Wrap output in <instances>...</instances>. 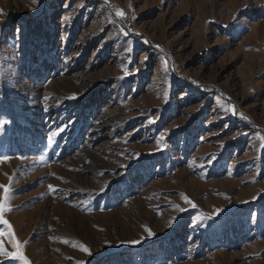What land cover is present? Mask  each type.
<instances>
[{"label": "rangeland", "instance_id": "1", "mask_svg": "<svg viewBox=\"0 0 264 264\" xmlns=\"http://www.w3.org/2000/svg\"><path fill=\"white\" fill-rule=\"evenodd\" d=\"M4 120L29 264H264V0H0Z\"/></svg>", "mask_w": 264, "mask_h": 264}, {"label": "snow or ice", "instance_id": "2", "mask_svg": "<svg viewBox=\"0 0 264 264\" xmlns=\"http://www.w3.org/2000/svg\"><path fill=\"white\" fill-rule=\"evenodd\" d=\"M117 15L120 17H123L124 13L122 11H118ZM123 34L125 37L128 36L127 32H124ZM18 36H19V31H17V33H16L17 38H18ZM19 46H20L19 40L16 39V47L19 48ZM129 51H131V50L129 49ZM145 59H147V57ZM164 66H165V71L167 72V70H168L167 59L164 60ZM125 71L127 72L128 70L125 69ZM75 98H76L75 96L72 97V99H75ZM167 100H168V95L166 94L165 95V101L167 102ZM225 110L226 111L231 110V111L235 112L234 108L230 109L229 106H227V105H225ZM244 119H247V118L244 117ZM8 123H10V121H8V120L0 121V131H3L5 125H7ZM149 123H153V121H149ZM63 130L64 129H61L60 131H63ZM58 134H59V132L56 130L51 131V134L47 137L48 143L54 144L55 138L58 136ZM156 142L158 145L161 146L162 149L167 148V144L165 143V135L163 133L160 134V136ZM40 159H41V161H44L45 157L41 156ZM211 159H212V157L210 156L209 160H211ZM0 188H3V198L0 199V226H3L2 229H0V255L6 256V257L11 256L13 259H18V260L22 261L23 264H29L28 258L25 256L24 251H23L24 245L21 243V241H19L17 239L16 233L14 232V229H13V225L9 222V220L4 218V215L6 212L12 211V208H11L10 203H9V201H10V186L0 185ZM49 191L51 193H55L58 191V189H56L52 185H49ZM183 199L186 203L191 204L193 208L197 207V205L187 195H184ZM179 210L181 212L183 211V209H179ZM223 211H224L223 209L217 208L216 212L218 215L216 217H213V216H210L206 213L201 212L199 216L195 217V219L198 221L197 226H200V224L205 220L216 221V219L218 217H220V215ZM174 223H176V225L179 226L178 221H174ZM190 223H191V221H190ZM219 226L220 227H226L227 226V219H225L223 222H219ZM146 230L148 231L149 236H154V233H152L150 229H146ZM5 236L8 238V241L12 244V246L16 249L15 252H8L5 249L4 241H3V237H5ZM63 243L69 244L72 242L69 240H64ZM132 243L133 244H140L141 242L140 241H133ZM74 246L81 249L84 253H88L89 255L91 254L89 249L81 243H77ZM78 264H83V262H78Z\"/></svg>", "mask_w": 264, "mask_h": 264}]
</instances>
